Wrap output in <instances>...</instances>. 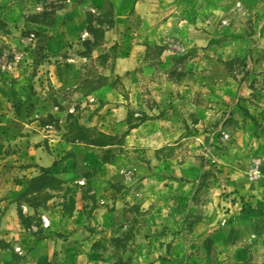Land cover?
I'll return each mask as SVG.
<instances>
[{"label": "rangeland", "instance_id": "374dc122", "mask_svg": "<svg viewBox=\"0 0 264 264\" xmlns=\"http://www.w3.org/2000/svg\"><path fill=\"white\" fill-rule=\"evenodd\" d=\"M185 3L187 10L207 4L217 9L210 15L203 14L201 22V29H205L207 19H211L213 40L207 46L189 48L183 47L178 39L163 46L149 45L147 52L151 61L139 68L138 80L145 95L139 99L138 108L129 112L127 120L130 128L145 121L149 114L146 105L152 110L156 108L152 112L154 116L170 114L172 117L173 121L168 123L171 126L166 127L172 132L171 141L157 150L152 160L155 168L160 163L157 160L164 158L183 166L179 176L155 175V181L162 182L167 177L168 182L179 181L196 188L191 205L199 207L195 210L201 222H197V214L196 219L193 217L195 207L189 206L190 210H185L192 217L184 224L175 223L171 227L174 232L184 233L181 247L189 250L184 262L264 264V0H185ZM73 7L88 10L89 30L84 34H93L94 41L74 47V56L85 55L103 39V27L113 25L110 0H0V72L16 78L26 72L30 78L41 70V61L48 56L44 44L52 32L49 27L66 22L69 16L63 10H73ZM137 21L135 17L133 22ZM106 61V55L100 56L101 64L105 65ZM78 66L83 67L80 62ZM88 67H85L86 74L95 75L97 69ZM151 83H160L168 91L153 94L149 91ZM51 98L56 106L68 107L70 126H84L80 123L86 113L82 106L88 107L84 96L71 92L68 104L60 103L58 95ZM24 106L17 112L23 119L35 117L42 124H56V118L47 108L38 112L42 114L39 116L34 114L32 102ZM91 129L82 135L104 142L103 146L111 145L103 149V159H114L115 153L129 158L131 165L126 168V181L133 190H141L143 183L137 173L144 174L146 164L151 166L148 145L144 141L126 144L124 130L109 139L97 128ZM0 137L4 138L1 129ZM69 138L73 139V134ZM1 141L0 264H90L88 257H78L76 248L70 247L67 256L58 251L50 256V247L39 244L53 234L49 204L53 197L62 195L63 200L59 202L67 213L72 212L74 205L67 193L59 192L62 181L50 168L48 174L41 170L40 178L29 179L23 191L7 197L10 204H16L15 214L24 235L16 239L17 233L13 237L5 233V213L10 208L5 205V191L1 190L5 186V142ZM94 199L97 201L95 194ZM184 202L181 197L174 209L183 210ZM121 210L122 214L134 218L144 215L138 203L124 205ZM131 232L128 227L117 241L119 252L106 264H157L140 255L142 249L138 253L129 251ZM33 236L37 238L36 244ZM180 261L176 259L171 264H180Z\"/></svg>", "mask_w": 264, "mask_h": 264}, {"label": "crops", "instance_id": "0c3cea01", "mask_svg": "<svg viewBox=\"0 0 264 264\" xmlns=\"http://www.w3.org/2000/svg\"><path fill=\"white\" fill-rule=\"evenodd\" d=\"M110 1L114 10L113 25L103 27V39L90 53L74 56L75 46L82 47L87 43L85 41L93 42L94 38L93 34H84L89 30L88 10H74L73 7V10H63L69 16L66 22L49 27L52 32L44 44L48 56L42 59L41 70L30 78L26 72L17 78L8 72H0V129L4 137H0V141L5 142V186L1 190L5 191V205L10 208L5 213V233L11 237L17 233L16 239L24 235L15 214L16 204H10L7 197L23 191L29 179L40 175L42 167L50 168L51 173L62 181L59 192L67 193V198L74 204L71 213L65 212L59 194L49 203L53 234L39 244L50 247V256L55 251L67 256L72 247L79 250L78 257H88L90 264L109 263L113 261L114 253L119 252L117 241L131 227L133 239L129 251L138 253L142 249L140 255L157 264H171L176 259L181 260L180 264H186L184 257L189 250L181 247L184 233L174 232L171 227L175 223L184 224L192 214L196 219L198 206L191 205L196 188L179 181L168 182L167 177H163L162 182L155 181V175L179 176L183 166L164 158L157 160V164L160 163L155 168L156 163L152 160L156 151L171 141L172 132L166 127L171 126L168 123L173 121L172 117L170 114L154 116L152 112L156 108L152 110L146 105L149 114L145 121L130 128L127 119L145 95L138 80L139 68L151 61L148 46H163L176 39L188 48L211 44L214 37L212 21L207 19L209 23L201 29L202 16L217 9L207 4L187 10L185 0ZM135 17L136 23L133 22ZM103 55L107 56L105 65L99 62ZM79 62L82 68L78 66ZM84 66H94L97 69L95 75L86 74ZM149 91L164 94L168 88L151 83ZM71 92L84 96L87 101L88 107L82 106L86 112L80 119L82 125L113 137L124 130L126 144L144 141L148 145L151 166L146 164L144 174H141V166L137 173L143 183L141 190H133L126 181V168L131 165L129 158L115 153L114 159H103V149L111 145L99 146L69 138V109L56 106L51 96L58 95L60 103L68 104ZM30 102L34 104L31 108L35 115L42 116L38 112L47 108L56 118V124H42L40 118L35 117H20L17 112ZM181 197L185 200L183 210L177 211L174 206ZM129 203L140 204L144 215L134 218L122 214L121 208ZM189 206L195 207L192 214L185 210H190ZM197 215V222H201V216ZM33 239L36 244L37 238L33 236ZM93 257L98 262H94Z\"/></svg>", "mask_w": 264, "mask_h": 264}, {"label": "trees", "instance_id": "16d2710c", "mask_svg": "<svg viewBox=\"0 0 264 264\" xmlns=\"http://www.w3.org/2000/svg\"><path fill=\"white\" fill-rule=\"evenodd\" d=\"M90 130H92V129L91 128H86L84 126H73L71 124L70 130H69L68 133H69V136L73 134V140H76V139L79 140L80 139L81 141H85V142H88V143H91V144H95V145H99V146L106 145L104 142L99 141L98 139H96L94 137H89L88 138V137H85V136L82 135L83 132H87V131H90ZM95 131H97V130H95ZM101 134H102V136H104L106 138H109V139L113 138V136L107 135V134H105L103 132H101ZM41 170H43V172L46 173V174L49 173V169L48 168L42 167ZM40 176L41 175H39L37 177H34L33 180H36V179L40 178Z\"/></svg>", "mask_w": 264, "mask_h": 264}]
</instances>
